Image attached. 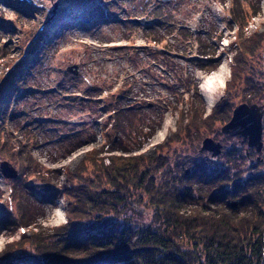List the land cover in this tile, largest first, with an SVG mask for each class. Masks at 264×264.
I'll use <instances>...</instances> for the list:
<instances>
[{
  "label": "rangeland",
  "instance_id": "rangeland-1",
  "mask_svg": "<svg viewBox=\"0 0 264 264\" xmlns=\"http://www.w3.org/2000/svg\"><path fill=\"white\" fill-rule=\"evenodd\" d=\"M263 7L264 0H0V114L5 112L0 141L10 137L14 150L26 142L33 161L22 165L16 155L0 153V162L8 161L17 171L16 177H6L0 168V251L25 230L20 226L5 235L7 217L19 205L32 208L37 222L46 227L67 221L65 199L45 201L50 183L42 175L59 170L61 183L68 172L83 169L89 174L91 167L84 160L92 149L103 147V157L111 154V147L118 156L151 155L154 167L164 164L157 174L167 168L176 178L180 169L190 171L196 163L212 174L228 168L241 180L263 173L264 162L254 148H248L250 162L242 136L221 131L236 105H264V93L254 97L257 102L247 100L258 95L249 90L247 80L264 86V38L259 37L264 36ZM231 11L241 14L250 49L235 81L231 74L237 67L238 26ZM40 33L43 37L35 41ZM202 44L207 55L198 51ZM222 64L228 78L209 107L202 81ZM230 80L231 91L226 89ZM194 85L206 115L222 100L231 102L232 109L226 120L219 116L210 126L186 125L184 132H177L178 139L174 133L193 100ZM119 103L132 111L115 115ZM164 125V137L154 140ZM151 130L155 132L148 137ZM205 137L221 143L217 156L201 151ZM262 140L264 158V119ZM51 181H57L56 176ZM36 193L42 199L35 198ZM27 197L31 208L25 204ZM141 208L124 205L108 215L136 228L147 226L151 214Z\"/></svg>",
  "mask_w": 264,
  "mask_h": 264
},
{
  "label": "trees",
  "instance_id": "trees-1",
  "mask_svg": "<svg viewBox=\"0 0 264 264\" xmlns=\"http://www.w3.org/2000/svg\"><path fill=\"white\" fill-rule=\"evenodd\" d=\"M257 11L259 7L254 12ZM230 17L238 26L237 67H232L231 74L235 81L241 70L238 67L244 60L248 63L246 56L250 49L241 14L231 11ZM42 37L40 33L35 41ZM201 46L198 51L207 55L206 44ZM28 53L32 55L33 50ZM215 69L214 66L210 72ZM231 82L226 84L229 91L234 86ZM247 83L249 90L258 94L247 100L257 102L259 99L254 97L264 93V86L257 87L250 80ZM192 97L174 133L178 139L181 137L177 132H184L186 125L210 126L219 116L226 120L232 109L231 102L222 100L206 115L195 85ZM129 108L119 103L114 114L125 116L124 113L132 111ZM4 116L0 114V118ZM154 132L151 130L148 137ZM11 145L10 137L0 141L1 155H16L22 165L32 161L30 145L20 143L17 150ZM108 150L111 154L106 157L101 156L103 147L86 153L84 161L91 167L89 174L83 173V169L68 172L61 183L59 170L49 172L50 176L42 175L46 184L50 183L45 201L65 199L67 221L58 226H44L37 222V214L32 213L33 206L25 198L31 209L19 205L17 212H10L5 235H13L20 226L25 230L18 239L5 244L0 251V264H264V187H261L264 172L241 180L228 168L212 174L196 163L188 174L186 169H180L176 178L167 168L163 169V175L157 174L164 164L154 167L151 155L118 156L114 155L117 148ZM251 151L249 155L246 149L244 152L250 162ZM53 176L57 181H51ZM34 197L42 199L37 193ZM230 200L236 201V206ZM129 204L142 206L141 211L150 213L152 222L136 228L108 215Z\"/></svg>",
  "mask_w": 264,
  "mask_h": 264
},
{
  "label": "water",
  "instance_id": "water-1",
  "mask_svg": "<svg viewBox=\"0 0 264 264\" xmlns=\"http://www.w3.org/2000/svg\"><path fill=\"white\" fill-rule=\"evenodd\" d=\"M56 4L51 12V15L55 12ZM135 23L148 24L149 21L144 18L133 19ZM67 70L76 73L72 67H67ZM263 119H264V105L258 103L242 102L233 108L232 115L229 121H227L222 127L221 131L228 133L232 136H242L241 143L247 142L246 155H248V148H254L258 153L257 159H261L260 153L263 148ZM222 149V145L219 142L214 141L210 137H205L202 141L201 151L207 150L211 152V156H217ZM252 161V159H251ZM0 168L2 174L6 177H16L17 171L14 167L9 165V162L2 160L0 162ZM190 171L186 169L188 174ZM264 172V165H263ZM237 202H232V206H236Z\"/></svg>",
  "mask_w": 264,
  "mask_h": 264
},
{
  "label": "bare ground",
  "instance_id": "bare-ground-1",
  "mask_svg": "<svg viewBox=\"0 0 264 264\" xmlns=\"http://www.w3.org/2000/svg\"><path fill=\"white\" fill-rule=\"evenodd\" d=\"M224 67H225L224 64L220 65L219 68H217L211 74L203 78L201 90H202L204 99L207 102L209 107H211L216 102L217 98L219 97L221 93L222 88L225 87V82L228 78V73L226 72ZM20 80L19 82L21 84H24V80L21 78ZM166 128L167 126L164 125V127L161 130H159L154 140H159L163 138ZM76 156L77 154L74 153L73 157H76Z\"/></svg>",
  "mask_w": 264,
  "mask_h": 264
}]
</instances>
